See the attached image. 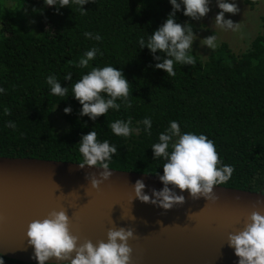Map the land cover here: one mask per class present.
<instances>
[{
	"label": "trees",
	"instance_id": "trees-1",
	"mask_svg": "<svg viewBox=\"0 0 264 264\" xmlns=\"http://www.w3.org/2000/svg\"><path fill=\"white\" fill-rule=\"evenodd\" d=\"M83 8L82 15L71 0L59 12L44 0H0V88L5 90L0 93V156L83 163L79 142L94 130L98 141L117 147L110 168L163 175L165 161L154 159L151 147L176 121L181 134L206 135L222 165L234 168L228 182L219 185L264 193V16L262 30L245 51L234 53L226 42L205 58L190 50L195 64L174 63L176 75L170 77L154 68L158 61L138 43L166 21L172 11L169 0H94ZM31 16L32 24L27 23ZM175 20L199 32L195 20L183 14V5ZM85 32L102 39H89ZM93 47L99 49L95 59L87 68L78 67ZM109 65L129 81L131 107L118 99L119 110L109 109L95 121L80 116L82 105L72 85L93 67ZM67 73L72 80L64 79ZM49 75L68 87L67 95L51 94ZM6 107L10 115L4 114ZM66 107H71L70 114H65ZM56 111L60 130L53 124ZM146 117L152 121L151 135L142 123ZM129 118L130 136L111 131L112 122ZM8 121L16 128L6 127ZM0 256L4 264H38Z\"/></svg>",
	"mask_w": 264,
	"mask_h": 264
},
{
	"label": "clouds",
	"instance_id": "clouds-1",
	"mask_svg": "<svg viewBox=\"0 0 264 264\" xmlns=\"http://www.w3.org/2000/svg\"><path fill=\"white\" fill-rule=\"evenodd\" d=\"M80 6L81 14L86 11L83 6L94 0H71ZM172 11L168 14L166 21L151 35L147 41L141 37L138 41L140 48L147 47L153 59L158 61L155 69L163 70L168 76L174 77V63L181 65H194L195 57L190 55L192 45L197 38L193 26L185 22L183 25L175 20L176 12L181 10L183 14L192 20H200L210 12V0H169ZM70 0H44L46 6H56L57 12L60 8L68 7ZM57 4L59 6H57ZM220 12L215 16V25L222 29L238 31L240 23H234L231 19H225V13L237 14L240 10L234 2L228 0H216ZM34 11H36L34 9ZM85 37L100 41L99 34L95 36L91 32H85ZM216 35L208 36L201 40L202 46L215 50ZM98 48L88 50L84 58H81L78 67L87 68L89 61L95 59ZM157 52L163 55H156ZM162 61V62H159ZM65 80H72V73H67ZM50 92L56 96H65L68 87H62L54 75H49L46 80ZM5 90L0 88V93ZM72 94L82 105L80 116H88L95 121L99 116L105 115L109 109L119 110L122 99L124 106L130 108L129 81L123 72L113 66L102 68L93 67L80 80L72 85ZM106 94V95H105ZM71 107L64 109L65 114H70ZM5 115H10L9 108L4 109ZM142 123L145 132L151 135L152 121L146 117ZM6 127L15 129L16 125L8 121ZM111 131L122 137H128L132 133L131 118L128 121L116 120L110 124ZM176 139L173 142V139ZM171 147V151L169 148ZM154 159L163 158V175L159 180L163 183L162 190H152V195L144 193L146 185L142 180H137L133 187L134 198L143 203H150L157 207L169 210L176 205H183L185 197L178 195L173 189L178 188L181 192L188 191L192 199L206 198L215 202L218 196L213 191L214 186L227 183L231 178L234 168L230 165H222L215 144L204 134L187 132L181 134L178 122L171 121L169 127L159 134V142L152 145ZM117 147L111 145L107 140H97V132L92 130L82 135L79 142V152L83 156L85 165L95 166L103 169L97 178L95 173L88 174L86 179L90 181L91 187L98 189L104 181L112 176L109 164L117 153ZM169 185L172 187L170 188ZM59 187V186H58ZM154 197V198H153ZM256 204H264V200H257ZM189 214L188 218H190ZM135 220V217L132 216ZM158 223H160L158 221ZM26 236L28 244L34 249V258L38 264H46L54 259V264H132L133 249L129 246V240L134 239V231L131 228H109L107 240H100L93 244L91 240L80 243V237L74 235L70 229V218L67 210L61 208L59 211L52 210L43 219H35L28 224ZM227 244L234 249L239 258L238 264H264V214L260 211H252L244 223L242 230L229 232ZM0 264H4L0 256Z\"/></svg>",
	"mask_w": 264,
	"mask_h": 264
},
{
	"label": "water",
	"instance_id": "water-1",
	"mask_svg": "<svg viewBox=\"0 0 264 264\" xmlns=\"http://www.w3.org/2000/svg\"><path fill=\"white\" fill-rule=\"evenodd\" d=\"M79 164L0 156V255L38 263L28 244V224L64 208L80 243L106 241L109 228L133 229L135 238L128 242L132 264H238L226 242L228 233L242 230L252 211L264 214V204H256L264 200L262 191L222 185L214 186L215 202L194 200L188 191L175 188L185 203L164 210L134 198L132 187L142 180L144 193L151 196L153 189L164 186L161 174L110 168L112 176L94 189L86 176L95 173L99 178L103 169ZM46 263L54 264V259Z\"/></svg>",
	"mask_w": 264,
	"mask_h": 264
},
{
	"label": "rangeland",
	"instance_id": "rangeland-1",
	"mask_svg": "<svg viewBox=\"0 0 264 264\" xmlns=\"http://www.w3.org/2000/svg\"><path fill=\"white\" fill-rule=\"evenodd\" d=\"M233 2V0H228ZM239 8V12L235 15L225 13V19H231L234 23H240L238 31L222 29L215 25V16L220 12L216 4V0H210V12L200 20H195L196 26L199 29L196 39L193 42L192 50L198 52L201 58H205L209 52L213 51L207 46L201 45V40L216 35L217 47L221 42L228 43V46L234 53L245 51L252 40L258 34L261 28V16H264V0H234ZM26 9V7H23ZM33 16L29 17L27 23L32 24ZM60 111L53 113L52 119L54 126L60 130ZM61 123L63 124L62 120ZM64 125V124H63Z\"/></svg>",
	"mask_w": 264,
	"mask_h": 264
}]
</instances>
